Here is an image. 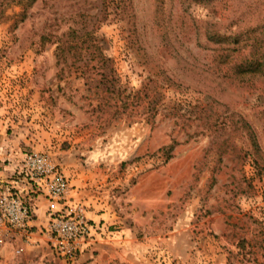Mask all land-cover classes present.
Returning <instances> with one entry per match:
<instances>
[{
	"label": "rangeland",
	"instance_id": "obj_1",
	"mask_svg": "<svg viewBox=\"0 0 264 264\" xmlns=\"http://www.w3.org/2000/svg\"><path fill=\"white\" fill-rule=\"evenodd\" d=\"M261 14L264 0H0V170L49 152L111 232L72 260L0 243V264H264L245 129L264 158V95L218 76L204 33L259 32Z\"/></svg>",
	"mask_w": 264,
	"mask_h": 264
},
{
	"label": "built area",
	"instance_id": "obj_2",
	"mask_svg": "<svg viewBox=\"0 0 264 264\" xmlns=\"http://www.w3.org/2000/svg\"><path fill=\"white\" fill-rule=\"evenodd\" d=\"M38 195L48 201L39 227L33 205ZM109 234L105 223L87 215L85 203L75 198L69 178L47 151H26L7 180L0 181V243L16 252L43 240L57 256L72 260Z\"/></svg>",
	"mask_w": 264,
	"mask_h": 264
},
{
	"label": "trees",
	"instance_id": "obj_3",
	"mask_svg": "<svg viewBox=\"0 0 264 264\" xmlns=\"http://www.w3.org/2000/svg\"><path fill=\"white\" fill-rule=\"evenodd\" d=\"M254 20L264 24V15H258ZM254 27L247 31L244 27L236 29L231 34L210 31L206 27L204 33L209 41H213V49L217 52L218 76L222 75L233 85H245L247 90L264 95V29L256 32ZM245 129L254 158L264 167L256 132L249 123H245Z\"/></svg>",
	"mask_w": 264,
	"mask_h": 264
},
{
	"label": "crops",
	"instance_id": "obj_4",
	"mask_svg": "<svg viewBox=\"0 0 264 264\" xmlns=\"http://www.w3.org/2000/svg\"><path fill=\"white\" fill-rule=\"evenodd\" d=\"M9 168V167H8ZM12 169V166L10 167V170ZM11 174L9 172H4V171H1L0 170V181H6L7 180V177L10 176ZM67 177L69 178V181L70 183L72 184L71 182V179H70V175H68L66 173ZM75 184L76 183H79V181H74ZM74 186V184H72ZM74 196L75 198L77 199H81V196L79 195V193L77 192V188L74 186ZM85 203V201H83ZM33 205H34V208H35V211H36V220H35V224L36 226H40L41 224H43L45 222V215H46V211L48 209V201L46 200L45 197L41 196V195H38V196H35L34 200H33ZM86 207H87V204L85 203ZM96 210H88L87 212V215L96 220V221H101L102 219V212H99L98 214H95ZM98 212V211H97Z\"/></svg>",
	"mask_w": 264,
	"mask_h": 264
}]
</instances>
